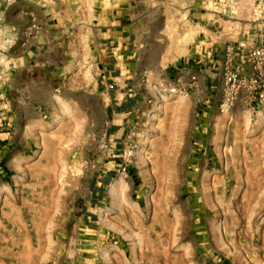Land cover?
Returning <instances> with one entry per match:
<instances>
[{"label": "rangeland", "instance_id": "obj_1", "mask_svg": "<svg viewBox=\"0 0 264 264\" xmlns=\"http://www.w3.org/2000/svg\"><path fill=\"white\" fill-rule=\"evenodd\" d=\"M65 1L142 46L129 112L86 88L91 64L80 89L31 88L45 104L13 109L21 48L0 0V264H264V117L204 115L224 92L185 76L202 51L263 43L264 0Z\"/></svg>", "mask_w": 264, "mask_h": 264}, {"label": "crops", "instance_id": "obj_2", "mask_svg": "<svg viewBox=\"0 0 264 264\" xmlns=\"http://www.w3.org/2000/svg\"><path fill=\"white\" fill-rule=\"evenodd\" d=\"M9 9V17L13 21L9 24L8 41L12 46L21 48V53L15 57L18 66H14L11 71L13 78L9 94L13 109L21 111L40 108L45 104L31 88H37L36 94H39L40 90L49 96L56 95L59 89H80L77 86L79 80L85 77L84 69L91 64L93 76L90 77L91 81L84 80L86 85H89L86 88H91L90 91L94 94L105 95L111 100L120 99L115 103L121 106L122 112H129L127 99L124 97H127L128 91L131 90L130 79L136 74L134 59L136 55L140 56L142 46L131 44L129 30H126L124 24L104 29L95 28V31H92L89 27L72 22L68 18L72 7L65 0H14ZM16 15L26 21H14ZM57 16L60 19L51 23V19ZM175 41L173 62L178 61ZM226 50L220 53H214L213 50L202 51L200 59L212 65L204 69L202 64L198 67L197 64L201 60L188 65L185 76L191 84L187 85L193 87L196 84L197 88L201 86L207 90L212 89L220 101L223 97V62ZM194 77L196 82H193ZM17 91L21 94L20 104L13 97ZM206 105L208 112L203 113L204 115L209 112L211 114L214 110L222 112L219 104ZM227 115L230 116L229 123L248 116L256 121L260 116L264 117V112L249 104L243 95L230 112L221 113L219 117ZM17 121L18 119L15 122ZM201 158H205V154H202Z\"/></svg>", "mask_w": 264, "mask_h": 264}, {"label": "built area", "instance_id": "obj_3", "mask_svg": "<svg viewBox=\"0 0 264 264\" xmlns=\"http://www.w3.org/2000/svg\"><path fill=\"white\" fill-rule=\"evenodd\" d=\"M224 99L222 112H230L241 96L264 112V42L229 46L223 62Z\"/></svg>", "mask_w": 264, "mask_h": 264}, {"label": "bare ground", "instance_id": "obj_4", "mask_svg": "<svg viewBox=\"0 0 264 264\" xmlns=\"http://www.w3.org/2000/svg\"><path fill=\"white\" fill-rule=\"evenodd\" d=\"M28 263V262H27Z\"/></svg>", "mask_w": 264, "mask_h": 264}]
</instances>
